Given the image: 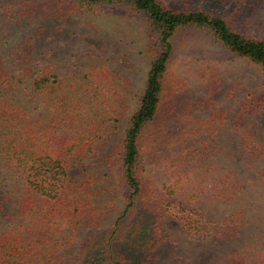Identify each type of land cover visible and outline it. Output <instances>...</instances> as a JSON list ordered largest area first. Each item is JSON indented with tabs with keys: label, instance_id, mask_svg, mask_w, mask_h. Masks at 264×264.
<instances>
[{
	"label": "trees",
	"instance_id": "trees-1",
	"mask_svg": "<svg viewBox=\"0 0 264 264\" xmlns=\"http://www.w3.org/2000/svg\"><path fill=\"white\" fill-rule=\"evenodd\" d=\"M261 10L264 0H0V17L54 32L126 16L150 55L131 107V79L102 59L65 77L36 62L42 31L0 44V264H264V36L250 28ZM182 54L197 94L173 72ZM238 58L256 87L232 76ZM187 240L207 250L177 251Z\"/></svg>",
	"mask_w": 264,
	"mask_h": 264
},
{
	"label": "rangeland",
	"instance_id": "rangeland-1",
	"mask_svg": "<svg viewBox=\"0 0 264 264\" xmlns=\"http://www.w3.org/2000/svg\"><path fill=\"white\" fill-rule=\"evenodd\" d=\"M117 25H115L113 17L107 21L108 25L94 31L93 28L84 24H76L73 21L61 23V28L57 32L50 29H39L40 22H16L11 14L0 17V44L11 45L14 42H28L30 35L35 30L42 31L36 38V62H52L56 68V72L60 76H71L79 74L91 60L102 59L109 63L115 71L122 70L124 75L131 79L132 97L130 98L131 107L135 105L138 94L143 88L146 78V72L149 65V53L144 52L142 48V36L139 26L129 20L126 16L118 17ZM101 20V19H97ZM252 30L259 32L264 36V12L262 10L256 14L253 19ZM192 56L190 54H182L179 56L174 65L173 72L178 75L189 73L188 66H191ZM231 73L232 76L241 79L245 88H254L257 86L258 72L253 69L247 62L238 58L234 60ZM190 82L188 88L193 94H197L199 87L195 78L188 75ZM227 80H231L228 75ZM255 131L257 136L264 138V111L259 114L255 122ZM231 151L235 158L232 160L242 159L244 154L238 148L235 138L229 140ZM85 162L93 170L100 172V166H97L94 158ZM80 165L75 164L70 168L72 174H78ZM240 170H243L242 168ZM148 175L156 182H160L164 176L160 168H156L151 164L147 165ZM251 176L252 172L247 171ZM192 248L194 253H202L207 248L203 244V240H187L186 243L179 245L177 251H185L188 246ZM176 251V250H175ZM181 264L179 260L176 261Z\"/></svg>",
	"mask_w": 264,
	"mask_h": 264
}]
</instances>
